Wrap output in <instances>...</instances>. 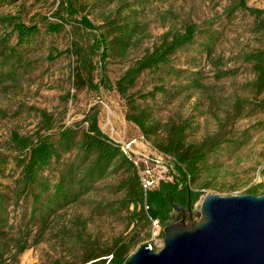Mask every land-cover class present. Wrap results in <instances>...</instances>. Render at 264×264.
<instances>
[{
    "label": "rangeland",
    "instance_id": "1",
    "mask_svg": "<svg viewBox=\"0 0 264 264\" xmlns=\"http://www.w3.org/2000/svg\"><path fill=\"white\" fill-rule=\"evenodd\" d=\"M232 1L148 2L139 17L148 28L147 37L126 61L108 65L109 77L115 82L132 62L152 49L171 28L181 29L186 23L204 26L213 22L218 40L212 58L193 46L180 52L172 64L176 69L201 73L203 90L189 88L183 81L184 75L178 79L161 72L146 73L133 90L147 93L155 86L165 85L171 89L182 85V88H176L180 94L175 97L164 99L159 94L156 101H147L146 105L153 108L154 116L163 123L192 121L191 142L215 133L238 141L236 146L225 145L215 158L220 164L215 176L204 177L201 183L192 187L202 193L192 207L194 221L201 218V204L207 194L243 195L254 185H264V102L248 87L255 76L251 66L243 60L244 54L261 45L253 31V17L244 12L231 16L225 14ZM118 2L116 0L111 9ZM57 4L58 0H17L13 5L0 6V15L20 14L26 23H30L37 15L50 16ZM248 6L264 10V0H248ZM89 17L94 24H101L97 13ZM2 35L0 29V37ZM70 38L69 29L58 36L44 35L39 49L31 57L33 69L23 73L18 81L0 87V153L9 154L13 150L10 143L13 132L32 135L39 129L42 119L39 111L50 114L55 129H60L83 121L96 110L104 133L121 144L131 143L135 159L145 163L149 176L167 178L171 160L160 154L139 128L126 120V103L119 94L104 89L98 93L86 88L77 89L73 80V57L64 54L54 61L49 59L51 52L56 56V50L66 51ZM218 72L233 74L222 76ZM239 101L241 109L237 110L235 107ZM138 104L145 105L142 101ZM207 178L206 183L210 186L203 189L202 183ZM120 179L121 174L107 176L92 192L55 214L47 223L31 224L24 232L26 211H16L11 219L15 228L0 237V264H84L91 255L101 259L103 251L112 248L115 241H127L136 235L139 244L130 256L144 244H152L155 251L162 249L160 243L164 238L154 239L151 224L144 226L135 221L131 214L133 207L118 214L111 210L109 204L119 196L117 185ZM0 181L11 183L10 178L1 176ZM21 223H24L22 231L18 229Z\"/></svg>",
    "mask_w": 264,
    "mask_h": 264
},
{
    "label": "trees",
    "instance_id": "2",
    "mask_svg": "<svg viewBox=\"0 0 264 264\" xmlns=\"http://www.w3.org/2000/svg\"><path fill=\"white\" fill-rule=\"evenodd\" d=\"M115 1L58 0L50 16L37 15L30 23H26L20 14L0 15V29L3 31L0 37V87L18 81L23 73L33 69L31 57L39 49L44 35L58 36L69 29L68 49L54 50L57 55L51 52L49 59L54 61L64 54L73 57V80L77 89L86 88L96 93L101 89L116 91L126 103V120L137 126L143 137L171 160L169 176L145 189L140 175L145 169L144 163L136 166L123 151V145L103 132L99 125V111L95 110L83 121L60 129H55L50 114L39 111L42 117L39 129L32 135L13 132L10 139L13 150L9 154L0 153V176L11 179L10 184L0 181V237L15 228L11 219L16 211H26L23 232L31 224H45L55 214L92 192L111 174H121L117 185L119 196L109 204L114 213L129 211L133 207L131 214L138 223L148 226L152 220H159L166 227L172 223L176 208L189 209L200 200L202 193L192 187L201 183L204 177L215 176L220 168L215 158L225 145L238 144L220 133L191 142L192 121L163 123L154 116L153 108L146 105L147 101H156L159 94L164 99L175 97L180 94L176 88H182V85L171 89L165 85L155 86L147 93L133 91L143 75L159 72L178 79L184 75L183 81L189 88L203 90L201 73L176 69L172 64L180 52L193 46L212 58L218 40L213 22L204 26L186 23L181 29L171 28L113 82L108 65L126 61L131 52L140 47L148 34L147 26L139 20L142 8L148 2L158 0H119L111 9ZM16 2L0 0V6ZM236 12L254 18L253 31L261 46L244 54L243 60L251 66L255 76L248 87L264 102V10L249 7L248 0H233L225 14L231 16ZM92 13L99 15L100 25L90 19ZM218 73L222 76L233 74ZM138 101L145 105L138 104ZM235 108L241 109L240 101ZM208 178L202 183L203 189L210 186L206 183ZM247 194L263 195L264 185L250 187ZM22 225L24 223L19 230ZM136 236L127 241H115L112 248L103 251L102 258L113 255V264H125L139 244ZM162 238H165L164 232ZM95 256H89L87 263L105 264V260H98L99 257Z\"/></svg>",
    "mask_w": 264,
    "mask_h": 264
},
{
    "label": "water",
    "instance_id": "3",
    "mask_svg": "<svg viewBox=\"0 0 264 264\" xmlns=\"http://www.w3.org/2000/svg\"><path fill=\"white\" fill-rule=\"evenodd\" d=\"M159 251L140 246L125 264H264V194H207L201 218L163 229Z\"/></svg>",
    "mask_w": 264,
    "mask_h": 264
},
{
    "label": "built area",
    "instance_id": "4",
    "mask_svg": "<svg viewBox=\"0 0 264 264\" xmlns=\"http://www.w3.org/2000/svg\"><path fill=\"white\" fill-rule=\"evenodd\" d=\"M123 147V151L129 155L130 158L133 159L134 163L136 166L140 167V164L143 163L142 161H137V159H135L132 150L130 149V146L132 145L131 143L129 144H122ZM145 165V163H144ZM149 172L146 170V166L144 170L140 171V175L142 178V182H143V186L145 189H150L153 186L157 185L159 183V181L161 180L160 178H155L154 176H149ZM151 225H152V232H153V238L154 239H160L162 237V232H163V225L161 224V222L159 220H152L151 221ZM164 242L163 240L160 243V246L163 247ZM150 249H153V245L149 244L148 245ZM103 260H105V264H113L112 259H113V255H109L106 257L102 258ZM92 262L89 263H85V264H91Z\"/></svg>",
    "mask_w": 264,
    "mask_h": 264
},
{
    "label": "flooded vegetation",
    "instance_id": "5",
    "mask_svg": "<svg viewBox=\"0 0 264 264\" xmlns=\"http://www.w3.org/2000/svg\"><path fill=\"white\" fill-rule=\"evenodd\" d=\"M188 212L189 209L187 208H176L174 212V217L172 223H175L178 221V219L183 220V219H188Z\"/></svg>",
    "mask_w": 264,
    "mask_h": 264
}]
</instances>
